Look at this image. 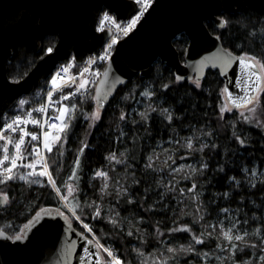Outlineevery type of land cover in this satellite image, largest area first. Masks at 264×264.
<instances>
[{
  "label": "trees",
  "instance_id": "trees-1",
  "mask_svg": "<svg viewBox=\"0 0 264 264\" xmlns=\"http://www.w3.org/2000/svg\"><path fill=\"white\" fill-rule=\"evenodd\" d=\"M221 16L228 17L231 23L218 27L208 21L206 25L210 32L217 34L222 44L234 53L249 51L264 60V31H261L264 10L238 8L234 12L224 11ZM254 26L255 31H252ZM55 42L54 34L46 35L41 40L39 52L18 44L7 62L8 77L12 80L23 77L34 61ZM187 42L183 33L173 40L181 60ZM195 81L187 78L177 81L173 68L157 60L146 75H135L118 88L107 105L100 108V119L90 128L91 117L87 113L93 111L95 100L94 91H91L77 100L72 118L65 120L64 124L69 126L64 130L67 138L56 141L48 153L50 171L57 186L61 187V194L72 188L67 205L72 210L71 205L79 203L77 214L86 213L81 218L93 227L102 243L113 247L124 264H144L147 257L161 258L166 264H231L229 255L232 253L223 247L217 249L215 245H239L241 241L217 239L220 219L230 216L227 221L234 222L233 217L240 220L237 228L249 233L248 238L256 239L258 244L259 237L252 235L253 229L264 232V181L259 176L264 171V127L243 120L236 111L220 115V107L224 104L223 81L216 71L208 70L200 87ZM164 84L169 87L163 88ZM44 85L42 82L39 88ZM145 89L153 95L143 98V104L138 105ZM22 97L26 98L24 107L40 100L36 91ZM260 103L259 121L264 123V89ZM147 105H151L153 111L148 113L149 118L145 121L140 113ZM162 108L171 111L174 119L169 121L160 111ZM121 111L125 113L123 119ZM13 112L11 109L8 114ZM19 112L22 113L23 108ZM209 131L211 135H208ZM234 132L236 136H244L247 143L239 144ZM188 139L194 142L191 149L186 147ZM168 141L171 142L168 144ZM201 143L205 145L202 150L199 148ZM158 144H167L166 151L172 154L170 159L184 161L189 168L168 173L166 165L161 163L165 159L161 155L164 150H159ZM82 146L84 151L79 153ZM113 152L117 160L109 157L108 154ZM78 154L81 163L73 176L71 169L75 167ZM170 159H165L164 163L169 164ZM201 163L208 167L200 169ZM193 166L197 172H192ZM252 168L257 170L255 187L246 179ZM102 169L109 172V181L93 175ZM39 178L45 183H29L18 176L0 183V191L7 192L9 197L6 205L0 208V229L10 235L20 232L32 215L45 205L70 214L48 180ZM193 180L197 184L195 189L191 187ZM105 182L107 189L102 193L100 189ZM124 188L127 192L121 193L120 189ZM180 188L185 191L180 192ZM225 192L229 194L226 196ZM73 196L75 200H72ZM128 196L133 198L129 200ZM96 201H99L101 215L93 217ZM197 203L199 209L194 207ZM108 216L117 223L113 224ZM181 223L189 224L192 232L180 229ZM73 224L82 231L75 222ZM227 226L225 223V228ZM170 228L175 231L169 232ZM193 232L197 235L205 233L204 239L197 242ZM208 232L213 235H207ZM233 234H236L235 229ZM180 245H191L195 251H184ZM169 246L177 251H169ZM243 251L246 255L238 250L235 258L245 260L251 256L256 264H260L252 249ZM202 253L211 254L205 259ZM221 253L223 256L220 257ZM149 264L164 263L154 260Z\"/></svg>",
  "mask_w": 264,
  "mask_h": 264
},
{
  "label": "water",
  "instance_id": "water-1",
  "mask_svg": "<svg viewBox=\"0 0 264 264\" xmlns=\"http://www.w3.org/2000/svg\"><path fill=\"white\" fill-rule=\"evenodd\" d=\"M246 7L264 10V0H155L136 27L118 41L104 65L94 91L96 97L99 87L106 97L99 108H104L118 88L132 77L146 75L157 60L172 67L175 77L184 79L201 81L208 70L216 71L223 88L227 86L234 94L243 96L235 79L239 75L238 61L227 73L209 63L220 54L219 49H230L217 34L210 32L206 23L213 21L221 27L222 12ZM104 8L116 18L125 19L136 10V4L132 0H0V120L22 95L33 93L57 63L72 56L80 64L85 55L98 50L108 36V32L95 30L97 16ZM182 33L188 42L181 60L173 40ZM49 34L56 36L52 51L42 53L20 79H10L7 62L16 46L23 44L39 52L41 40ZM105 69L108 82L101 84ZM116 77L123 79L115 80ZM224 96L228 101L226 93ZM5 205L6 202L0 203V208ZM61 211L55 209L51 216L45 215L31 231H27L30 226L26 223L24 240L0 237V264H82L80 256L86 241L72 221L69 226L58 215ZM89 248L92 251L95 245ZM83 264L95 261L86 259Z\"/></svg>",
  "mask_w": 264,
  "mask_h": 264
},
{
  "label": "snow or ice",
  "instance_id": "snow-or-ice-1",
  "mask_svg": "<svg viewBox=\"0 0 264 264\" xmlns=\"http://www.w3.org/2000/svg\"><path fill=\"white\" fill-rule=\"evenodd\" d=\"M154 2L155 0H135V3L139 5V11H137L136 14L131 17L130 21H128L124 25L123 29H121L119 24H116L117 33H120L122 31L124 35H127L128 32H130L133 28L136 27L137 23L145 15L149 7L154 4ZM109 19H111V17L109 16L107 12H105L104 17L101 20V24L104 23V20H109ZM112 22L115 23V21H112ZM230 23L231 21L228 17H225V16L219 17V24L221 25V27L226 26ZM252 31H255V26L253 27ZM261 31H264V28H262ZM116 39L117 37L113 35L110 41V44L108 45V48H110L113 44L116 43ZM47 51L51 52L52 48L49 47ZM218 51L220 54L214 58V61H209V63H214V65H218L221 69L224 70L225 73H227L234 66V62L238 61L239 75L236 76L235 79H236L237 86L243 92V96H240L238 94H234L232 91L228 89L227 86H225L222 89V93L227 94L228 101H230V103L225 102L220 107V115L223 116L226 110L231 111L232 105H234L236 108H239L241 110V114H242L241 118L243 120L258 123V124H261L262 127H264V123H262L261 121L259 120L253 121V117L256 115V112H257V104L260 103L259 95L262 89H264V60H261L259 57L253 55V53L249 51H241L239 52V54L234 53L231 50L223 49V48L219 49ZM108 55H109V52L106 49L105 52L101 54L100 58L101 59L106 58ZM97 75H99V72H97ZM198 76H199V73H198ZM121 79L123 78L122 77L115 78V80H121ZM175 79L179 81V80L184 79V77L177 75ZM87 82L88 81L86 78L81 79V87L87 84ZM107 82H108V69H105L104 78L101 80V84H107ZM52 84L53 85L57 84V80L55 76H53L52 78ZM195 84L197 87H200L201 86L200 80L196 79ZM162 87L168 88L169 85L164 84L162 85ZM107 90L108 89H105V91ZM96 91H97V95L96 97H94V99L97 101L98 107L91 113H87V115L91 117V120L93 122L100 119L99 107L104 104V100L106 99L105 96L101 95V90L99 87L97 88ZM52 94L53 93L49 91L48 97L51 98ZM72 94L73 93L69 92L66 95L70 97ZM144 94L147 96L153 95V93L151 91H148L147 89H145ZM253 101H255V103H253ZM249 104L251 105V107L247 109L248 115H243V112H244L243 106L249 105ZM49 106H51V100H50ZM76 107L77 106L75 104L71 105V108L73 109H75ZM68 109H69L68 104H62L58 109L59 116L56 117V119L60 120L61 123H53L51 125H48L50 129L52 128L56 129L55 135L50 136L49 131L43 132V138H44L43 147L49 152L52 151V146L54 142L60 141L62 138L63 139L67 138V133L64 132V130L68 128L69 126L67 124H64L63 121L65 120L66 115L68 119L72 118L71 115L68 114ZM40 110L46 112L47 108L44 105H41ZM152 111H153V107L151 105H147L146 110L141 111L140 117L146 121L149 118L148 113ZM160 111L166 114V117L169 121L174 119L173 113L169 111L167 108H162L160 109ZM120 117L122 119L125 118V113L123 111L120 112ZM14 120H15V123H25V124L29 122L31 124L40 123L38 119L24 120V118L21 117L20 115L15 116ZM132 122L133 124L136 123L135 120H133ZM5 129L15 130L14 125L12 123H4L3 128H0V133H2ZM19 131H20L19 138L14 141L11 137H5V139L8 142L3 144L4 154L0 155V183H4L6 181H9L10 179H16L17 176L19 177V179L28 181L29 183H33V182L38 183V184L45 183V181L41 180L39 176L34 175L35 173H39L40 176L48 177L47 183H49L56 190V193L58 194V197L61 200V204L62 205L68 204L69 196L61 195V187L57 186L56 180L52 176V173L48 170L49 169L48 163L44 162L46 158L42 154H38L39 144L36 143L35 139L32 142L31 150H32V154L39 155V159H35V160L30 159L25 165V167H31L32 169L31 173H25V172L19 171L17 165H18V161H20L21 163L23 162L22 161V146H24L26 143V139H25L26 135H30L33 138L37 137L36 132L28 133L25 128H21ZM62 132L64 133L63 137L61 136ZM208 135H211V131H209ZM233 135L235 136V139L239 142V144L243 145L247 143V140L244 138V136L242 135L236 136L235 132L233 133ZM12 143H14L15 151L11 155H9V144H12ZM193 144L194 142L192 139H188L186 141V147L189 149L193 148ZM204 147L205 145L203 143L199 145V148L201 150ZM83 151H84V146L78 149L79 153H83ZM188 154L189 153H185V155H188ZM108 155L112 160L118 159L117 155L114 152L109 153ZM9 160L11 162L7 164V167H3L4 163ZM38 163H43V167L37 168L36 165ZM74 163H75V167L71 169L73 176L76 175L77 168L80 166V163H81L79 154L76 156ZM180 167L183 168L184 166L181 165ZM207 167H208L207 164H204V163L200 164V169H206ZM173 171H175V169H173ZM197 171L198 170L193 166L192 172H197ZM256 173H257V170L255 168H252L250 170L249 177L246 178L249 180V184L252 187L256 186V180H255ZM93 175L107 176V173L103 171H97V172H94ZM186 175H190V173ZM30 176H33L34 179H29ZM259 176H260L261 181H264V171L260 172ZM232 179H235V178L233 177ZM191 187L192 189H195L197 187L195 180L192 181ZM106 189H107V183L105 182L104 187H102L100 191L103 193L105 192ZM179 191L184 192L185 189L180 188ZM189 191H191V189H189ZM68 192L69 193L72 192L71 187L68 188ZM120 192L121 193L127 192V189L126 188L120 189ZM228 194H229L228 192L224 193V195L226 196ZM132 198H133L132 196L127 197V199L129 200H131ZM8 199H9L8 193L4 191H0V203L6 202L8 201ZM117 199H119V196H117ZM72 200H75L74 196L72 197ZM94 206H95V211L92 213V216L96 217V216L101 215V208L99 205V201L94 202ZM71 207H72L71 215L63 211L59 212L58 215L63 216L64 220L69 222V226H71L72 218L79 221V223L83 225L85 229H87V232L90 233L92 237V238H89V236L85 235L83 231L80 232L81 238L84 241H86V244L83 245V249H84L83 255L80 256V260L82 264L86 259L94 260L95 264H124V261H122L121 256L118 254H115L112 247L106 246L104 243H101L100 237H98L96 235V232L93 231V227L89 225L88 223H85V220L81 218V215H86V213L77 214L80 211L79 203L77 202L76 204L71 205ZM194 207L199 209L200 204L197 203ZM53 211H55V208L52 205H45L41 207L38 211H36L35 215H32L31 219L27 222L28 225L30 226L27 228V231H31L33 228L39 225L43 221L45 215L51 216ZM224 211H227V209H225ZM193 218L195 219L196 217L194 216ZM107 219L112 220L113 224L117 223V220H114L112 216H108ZM232 220L234 222L227 221V218L220 219V223H219L220 232H219V235L217 236V239L219 240L223 238L224 240L228 242L237 240V241H241V243L239 245H237L236 243H230V244L229 243H223V244L217 243L215 247L217 249L223 247L225 249H228L229 252L232 253V255H229V260L231 261V264H256V261L252 260L251 256H248V258L245 260L235 258V254L237 253L238 250L241 251V254L246 255V253L243 250L248 249V248L252 249L253 255H258L260 264H264V232H262L261 230H257L255 228L253 229L252 235L259 237V244H258L256 239L248 238L249 233H247L246 231H240L237 228V225L241 224L240 220L235 219V217H233ZM225 223L228 224L227 228H225ZM157 228L159 230V226H157ZM179 228L187 230L188 232H192V228L187 223H181L179 225ZM234 229L236 230L235 235L233 234ZM168 231L173 232L175 231V229L170 228L168 229ZM128 234L129 236L132 235L131 229H129ZM207 235L210 236V235H213V233L208 232ZM193 236L197 242H200L204 239L205 233L202 232L201 234L197 235L193 232ZM0 237L10 238L13 241L24 240L27 238L25 228H21L20 232H16L11 237H9V233L7 231L0 229ZM73 243H75V241H73ZM93 244L95 245V249L90 251L89 246ZM179 248L184 251H195V249L191 245H188V246L180 245ZM258 248L260 249V251L257 252ZM136 251L139 252L140 249H136ZM169 251L175 252L177 251V249H174L171 246H169ZM102 253H106L110 259H105ZM210 254L211 253H207V254L202 253V255L205 256V259H207V256Z\"/></svg>",
  "mask_w": 264,
  "mask_h": 264
},
{
  "label": "built area",
  "instance_id": "built-area-1",
  "mask_svg": "<svg viewBox=\"0 0 264 264\" xmlns=\"http://www.w3.org/2000/svg\"><path fill=\"white\" fill-rule=\"evenodd\" d=\"M138 5V4H137ZM139 11V5L138 9ZM136 11V12H137ZM104 11L101 13L97 20L96 28L99 31L104 30H110V36L107 39V41L104 43V45L101 47L99 52L93 53L91 55H88L84 58L82 64L78 67H75V64L73 60H69L66 63H59L56 65V68L54 72L52 73L51 78L48 80V85L43 92L41 101L34 103L30 107L26 109V111L22 114H16L12 117H10L9 120L6 122H3L0 125V128H3L4 123H12L14 125V129H5L2 133H0V155H3V144L7 143L8 141L5 139V137H11L14 140L19 138L20 135V129L25 128L28 133L36 132L37 137L33 138L30 135H26V143L24 146H22V163L18 161V169L20 172L25 173H31L32 169L31 167H25L28 160L32 159H39L38 154H42L46 159L44 162L48 163V151L43 147V132L49 131L50 136L56 134V129L52 128L50 129L48 125H51L53 123H61L60 120L56 119V117L59 116V107L62 104H69L70 102H73L77 100L78 98H81L85 96L87 93H89L96 85L98 78L101 73L102 65L106 62L109 55L111 54L114 45L117 43L119 38L124 36L123 32L117 33L116 24H119L121 29H123L124 25L130 21L131 17L136 14V12L128 19V20H117L115 17L108 13L111 19L104 20V23L101 24V20L104 17ZM112 21H115L113 23ZM115 35L117 37L116 43L113 44L110 48H108V45L110 44V41ZM109 52V55L106 58L101 59V54L105 52V50ZM97 72H99V75H97ZM53 76L56 77L57 84H52V78ZM87 79V84H85L83 87H81V79ZM51 91L52 97H48V93ZM73 93L70 97L67 96V93ZM51 100V106L50 105ZM44 105L47 108V111H41L40 106ZM20 115L24 118V120H30V119H38L40 121L39 124H31L29 123H15V116ZM35 139L36 143L39 144L38 148V154L34 155L32 154L31 145L33 140ZM15 151L14 143L9 144V155H11ZM11 161H7L4 163L3 167H7V164ZM49 165V164H48ZM37 168L43 167V163H38L36 165ZM50 171V168L48 169ZM15 171V170H14ZM34 175L40 176L39 173H35ZM41 177H47V176H41ZM48 178V177H47Z\"/></svg>",
  "mask_w": 264,
  "mask_h": 264
},
{
  "label": "rangeland",
  "instance_id": "rangeland-1",
  "mask_svg": "<svg viewBox=\"0 0 264 264\" xmlns=\"http://www.w3.org/2000/svg\"><path fill=\"white\" fill-rule=\"evenodd\" d=\"M262 91H263V89H262ZM262 91H261V93H262ZM145 93V91L143 92V93H141L142 95H141V99L138 101V105H142L143 104V98H146L147 97V95H145L144 94ZM261 93H260V95H259V100H260V96H261ZM87 95V94H86ZM36 97L38 98L39 96L36 94ZM35 97V98H36ZM85 97V96H84ZM84 97H81L80 99H82V98H84ZM25 102H26V98L25 97H21L19 100H18V102L16 103V105H15V107L13 108V111L15 112H13V114L11 113V114H7V115H5L3 118V121L4 122H6L7 120H9L10 119V117H12V115H15V114H19V113H21V112H19V110H21L22 108H23V111H25L26 109H24L25 107ZM76 102L77 101H75V102H70L69 103V109H68V114H70L71 115V113H72V111H73V108H71V105H73V104H76ZM225 102H228L227 100H226V98L224 97V103ZM253 103H255V101H253ZM244 107V112H243V115H248V111H247V109L249 108V107H251V105L249 104V105H244L243 106ZM97 108V105H96V102H95V100H94V108H93V111L95 110ZM138 108V107H137ZM136 108V109H137ZM136 109H134V110H136ZM231 111H236V112H238V114L239 115H242L241 114V110L239 109V108H236L235 106L233 107L232 106V110ZM100 112H101V110L99 109V114H100ZM225 112H230V111H228V110H226ZM259 117H261V103H259V104H257V112H256V115L253 117V120L255 121V120H259ZM68 118H67V115H66V118H65V120H67ZM65 120H64V122H65ZM94 125V122L92 121V120H90V128L92 127ZM171 141H168L167 143L169 144ZM164 147V148H163ZM157 148L159 149V148H162V153H161V155H164L165 156V159H167V158H169L170 159V157H172V154H171V152L170 151H166V150H168V146H167V144L165 145V144H158L157 145ZM160 150V149H159ZM162 158V157H161ZM165 159H163V161L161 162V163H163L162 165H166V167L168 168V169H166L167 170V172L168 173H172V172H180L181 171V169H188L189 167L186 165V163L184 162V161H173V159L170 161V163L169 164H165L166 163V161H164ZM165 162V163H164ZM181 165H183L184 167L183 168H181L180 166ZM173 169H175V171H173ZM97 171H103V172H106L107 173V176H100V175H94V176H97L98 178H103V180L104 181H109V179H111L110 178V174H109V172H107L106 170H97ZM96 171V172H97ZM65 195V194H64ZM67 195L69 196L70 195V193L68 192V189H67ZM66 206L65 207H67L68 209H69V212H70V214L69 215H71V212H72V210L70 209V207L67 205V204H65ZM229 215V214H228ZM227 219H230L231 217L230 216H227L226 217ZM71 221L72 222H75L79 227H81V229H82V231L84 232V233H86V234H88L89 236H91V234L90 233H88L87 232V229H85L84 228V226L83 225H81L80 223H79V221H77V220H75L74 218H72L71 219ZM86 223V222H85ZM220 223V222H219ZM227 228V227H226ZM92 238V237H91ZM100 242H101V240H100ZM102 243V242H101ZM106 246H109V245H106ZM111 247V246H110ZM113 248V247H112ZM114 250V249H113ZM115 252V251H114ZM103 255H104V257H105V259H110L108 256H107V254L106 253H102ZM115 254H117L116 252H115ZM221 256H223V253H221L220 254V257ZM161 261V262H163L164 264H166L165 263V261L164 260H162L161 258H158V257H154V259L153 258H150V257H147V259L146 260H144L143 262H144V264L146 263V261H147V263L149 264V263H152L153 261Z\"/></svg>",
  "mask_w": 264,
  "mask_h": 264
}]
</instances>
